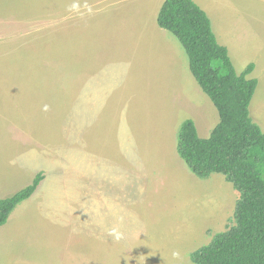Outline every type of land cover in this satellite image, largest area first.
Instances as JSON below:
<instances>
[{
    "label": "rangeland",
    "instance_id": "obj_1",
    "mask_svg": "<svg viewBox=\"0 0 264 264\" xmlns=\"http://www.w3.org/2000/svg\"><path fill=\"white\" fill-rule=\"evenodd\" d=\"M165 1L0 0V200L45 175L0 227V264H193L233 226V185L177 153L183 122L207 139L220 118ZM192 1L236 72L255 66L264 131V0Z\"/></svg>",
    "mask_w": 264,
    "mask_h": 264
},
{
    "label": "trees",
    "instance_id": "obj_2",
    "mask_svg": "<svg viewBox=\"0 0 264 264\" xmlns=\"http://www.w3.org/2000/svg\"><path fill=\"white\" fill-rule=\"evenodd\" d=\"M158 25L180 41L190 72L220 118L207 139L199 137L193 120L183 122L177 139L178 156L198 179L221 175L240 196L233 226L193 252L191 261L264 264V131L250 116L258 81L248 78L255 66L236 72L228 49L218 43L210 18L192 0H166ZM44 180V173H40L28 187L0 200V227Z\"/></svg>",
    "mask_w": 264,
    "mask_h": 264
},
{
    "label": "clouds",
    "instance_id": "obj_3",
    "mask_svg": "<svg viewBox=\"0 0 264 264\" xmlns=\"http://www.w3.org/2000/svg\"><path fill=\"white\" fill-rule=\"evenodd\" d=\"M76 7H78V6L73 5V8H76ZM45 110H47V108H45ZM109 234L116 240H120L123 238V234L121 232H119V230L117 228H112L110 230ZM172 256L176 259H180V252L179 251H173Z\"/></svg>",
    "mask_w": 264,
    "mask_h": 264
},
{
    "label": "crops",
    "instance_id": "obj_4",
    "mask_svg": "<svg viewBox=\"0 0 264 264\" xmlns=\"http://www.w3.org/2000/svg\"><path fill=\"white\" fill-rule=\"evenodd\" d=\"M158 17V16H157ZM226 45V46H225ZM224 46L227 48L229 44H225ZM223 46V45H222Z\"/></svg>",
    "mask_w": 264,
    "mask_h": 264
}]
</instances>
